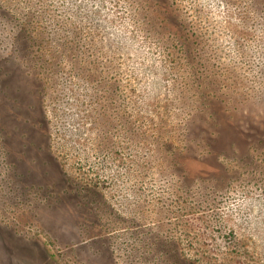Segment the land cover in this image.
Here are the masks:
<instances>
[{"label": "rangeland", "instance_id": "374dc122", "mask_svg": "<svg viewBox=\"0 0 264 264\" xmlns=\"http://www.w3.org/2000/svg\"><path fill=\"white\" fill-rule=\"evenodd\" d=\"M0 264H264V0H0Z\"/></svg>", "mask_w": 264, "mask_h": 264}]
</instances>
